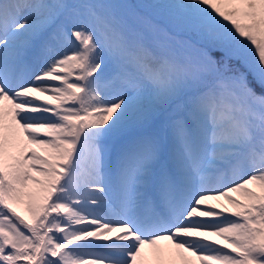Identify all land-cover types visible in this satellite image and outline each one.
Segmentation results:
<instances>
[{
    "label": "snow or ice",
    "instance_id": "6c2138e0",
    "mask_svg": "<svg viewBox=\"0 0 264 264\" xmlns=\"http://www.w3.org/2000/svg\"><path fill=\"white\" fill-rule=\"evenodd\" d=\"M0 264H264V0H0Z\"/></svg>",
    "mask_w": 264,
    "mask_h": 264
},
{
    "label": "bare ground",
    "instance_id": "6f19581e",
    "mask_svg": "<svg viewBox=\"0 0 264 264\" xmlns=\"http://www.w3.org/2000/svg\"><path fill=\"white\" fill-rule=\"evenodd\" d=\"M39 151V150H38ZM213 201H210V203H212ZM204 219H207V218H204ZM214 239H218V238H214Z\"/></svg>",
    "mask_w": 264,
    "mask_h": 264
},
{
    "label": "rangeland",
    "instance_id": "374dc122",
    "mask_svg": "<svg viewBox=\"0 0 264 264\" xmlns=\"http://www.w3.org/2000/svg\"><path fill=\"white\" fill-rule=\"evenodd\" d=\"M133 2H135V0H133Z\"/></svg>",
    "mask_w": 264,
    "mask_h": 264
}]
</instances>
